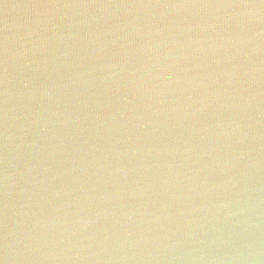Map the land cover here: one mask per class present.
I'll return each mask as SVG.
<instances>
[{
  "label": "water",
  "instance_id": "obj_1",
  "mask_svg": "<svg viewBox=\"0 0 264 264\" xmlns=\"http://www.w3.org/2000/svg\"><path fill=\"white\" fill-rule=\"evenodd\" d=\"M0 264H264V0H0Z\"/></svg>",
  "mask_w": 264,
  "mask_h": 264
}]
</instances>
